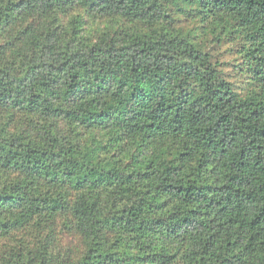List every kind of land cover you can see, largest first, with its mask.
Returning a JSON list of instances; mask_svg holds the SVG:
<instances>
[{"label": "trees", "instance_id": "1", "mask_svg": "<svg viewBox=\"0 0 264 264\" xmlns=\"http://www.w3.org/2000/svg\"><path fill=\"white\" fill-rule=\"evenodd\" d=\"M0 264H264V0H0Z\"/></svg>", "mask_w": 264, "mask_h": 264}]
</instances>
